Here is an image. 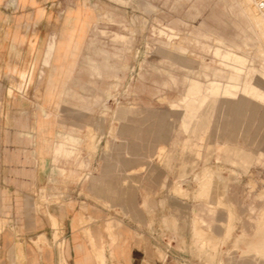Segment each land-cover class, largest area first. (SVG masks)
Returning a JSON list of instances; mask_svg holds the SVG:
<instances>
[{
	"label": "rangeland",
	"instance_id": "1",
	"mask_svg": "<svg viewBox=\"0 0 264 264\" xmlns=\"http://www.w3.org/2000/svg\"><path fill=\"white\" fill-rule=\"evenodd\" d=\"M257 2L0 0L16 28L2 32L16 63L0 73V119L49 124L42 173L19 195L32 207H6L0 192V215H39L37 244L52 246L41 237L54 230L63 251L87 242L98 264V230L133 232L155 264H264ZM73 30L77 55L56 69L50 46ZM9 149L2 166L23 165L20 144Z\"/></svg>",
	"mask_w": 264,
	"mask_h": 264
},
{
	"label": "crops",
	"instance_id": "2",
	"mask_svg": "<svg viewBox=\"0 0 264 264\" xmlns=\"http://www.w3.org/2000/svg\"><path fill=\"white\" fill-rule=\"evenodd\" d=\"M6 1V0H4ZM71 21L78 22L80 20L76 16H70ZM13 24L10 26L7 23L0 22V73L7 75L12 72L8 70V65L13 66L15 61V56L12 48V40H8L5 34L2 32L9 30H15L16 28ZM83 33V29L79 31ZM74 30L70 32L69 42L65 43L63 41H55L50 46L49 53L54 59V65L57 68L63 66L65 62L69 59L76 57L77 48L74 49L71 46L73 41ZM7 41H9L7 44ZM8 48V49H7ZM10 50V51H9ZM10 52L11 55H7ZM69 66L73 65L69 63ZM51 87V86H50ZM0 94L6 93V88L1 90ZM51 92V91H50ZM3 108V107H2ZM9 105H4V111L9 110ZM30 110V109H26ZM25 115V113L23 112ZM21 119H17L16 115L14 118H7V114L4 112V118L0 119V192H2L3 201H5V206L9 208L16 207H32L26 200L19 198L25 191L27 187L23 185L26 184L27 179H30L33 183L34 177L38 179L39 174H41L40 164L46 159V156L42 155L39 151V131L41 133L48 132L49 124L47 120H43L42 124H38L39 120H34L30 116L25 115ZM15 128V129H14ZM13 143H19L21 146L20 155L23 165H19L18 168H7L2 166L1 152L4 151L8 153L11 151L9 145ZM5 144V145H4ZM5 147V148H3ZM63 152H68L63 147L57 150L58 154ZM5 155V159H6ZM7 163V162H6ZM19 174L20 179L9 178L8 175ZM29 177V178H28ZM27 203V204H26ZM2 202L0 201V206ZM12 214L0 215V221L3 219H8L9 223L0 233V264H98L94 254L90 251V244L87 242L68 241V249L62 250L60 248V243H56L54 230L50 233H46V237L43 235L41 237L43 240H51L52 246H43L42 244H37L39 236L38 227L41 217L39 215H26V214ZM53 229V227H52ZM51 234V235H50ZM92 238L96 247V254L104 258V264H155L151 258L150 252L145 251L142 241L133 232H130L128 236L124 235L119 238V234L113 233L112 231L98 230L92 232ZM116 234V236H115ZM73 239H83L82 233L77 234ZM120 240L117 242V238ZM47 238V239H46ZM67 238V236H66ZM70 237H68L69 239ZM125 239L130 241H126ZM64 254V261L62 255ZM148 256L150 257L148 259Z\"/></svg>",
	"mask_w": 264,
	"mask_h": 264
},
{
	"label": "bare ground",
	"instance_id": "3",
	"mask_svg": "<svg viewBox=\"0 0 264 264\" xmlns=\"http://www.w3.org/2000/svg\"><path fill=\"white\" fill-rule=\"evenodd\" d=\"M257 6L262 12V18L264 19V0H258Z\"/></svg>",
	"mask_w": 264,
	"mask_h": 264
}]
</instances>
